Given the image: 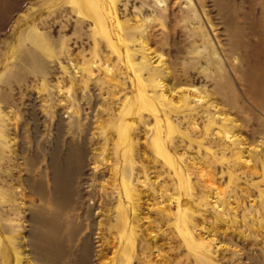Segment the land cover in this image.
I'll list each match as a JSON object with an SVG mask.
<instances>
[{"label": "rangeland", "instance_id": "1", "mask_svg": "<svg viewBox=\"0 0 264 264\" xmlns=\"http://www.w3.org/2000/svg\"><path fill=\"white\" fill-rule=\"evenodd\" d=\"M92 2L95 8L85 3L82 17L72 0H0V264H28L32 258L26 243L29 219L42 202L30 182L49 173L56 150L60 163L71 151L75 162L80 156L71 180L72 206L65 214L85 216L88 224L99 222L103 229L114 224L120 179L129 178L130 206L139 205L134 209L141 219L135 223L136 247L149 248L136 252L143 261L264 264V165L253 167L264 161V138L249 147L239 144L241 122L251 123L252 117L242 95L244 76L257 65L264 69V0ZM96 11L103 14L110 39L95 28ZM139 89L158 108L164 140L169 117L173 133L165 140L167 153L189 166L190 232L202 252L186 247L176 232L173 174L166 165L160 170L163 160L150 155L155 121L137 100ZM196 96L203 101L195 103ZM225 97L235 110L222 102ZM133 103L128 170L116 128ZM185 104L197 107L193 115L180 114ZM202 107L211 115L201 114ZM196 112L204 118L196 119ZM211 116L219 122L208 133ZM221 118L237 128L231 131L224 123V136ZM231 149L241 158L230 157ZM227 162L237 169L226 170ZM142 165L145 174L138 172ZM247 171L254 177L245 178ZM206 175L213 182L206 183ZM157 188L165 190L161 199ZM203 195L208 205L199 207ZM213 212L226 223H216ZM97 233L88 234L94 264L98 251L109 260L116 250L100 248Z\"/></svg>", "mask_w": 264, "mask_h": 264}, {"label": "bare ground", "instance_id": "2", "mask_svg": "<svg viewBox=\"0 0 264 264\" xmlns=\"http://www.w3.org/2000/svg\"><path fill=\"white\" fill-rule=\"evenodd\" d=\"M72 1L77 9L78 14L81 15L82 17L86 16L85 12L82 11L84 10L83 5L85 3H87L90 6V8L93 7L95 8V5L93 4L92 0H72ZM92 19H93V24L95 28H97L98 32H101L103 37L110 39L107 28L105 26L103 14L99 11H96L95 14L92 15ZM262 67H263L262 65H257L250 70L251 71L250 74L244 76V83L246 85V90L242 95L245 103L248 106L247 112H249L250 115L252 116L251 123L252 122L253 123L251 124L248 123L250 121L246 122L247 120L246 121L242 120L241 133L244 134L243 135L244 140L242 139L239 142V144H244V142H246L248 147L249 145L255 143V139H257L258 137L261 136L264 138V69H260ZM145 93L146 92L143 89H139L138 90L139 99L137 100H140L141 102L140 105H142L143 108L145 107L147 111L148 110L150 111V113L154 117L153 120L155 121V127H154L155 133L150 143L153 149L150 155L154 157H159L163 160L164 164L162 163H161L162 165L160 164V170L163 168L162 167L163 165H166L169 168L167 170L171 171V173L173 174V179L171 180L175 184V187L171 190L176 191L177 197L176 199L174 198L175 200L173 198H170L169 201L171 202V200H174L176 202V209H177V213L175 217L176 232L178 233L180 239L182 240V242L185 244L186 247H188L189 249L191 248L192 250L194 249L202 252V247L197 245L196 240L194 239V237L190 232V225L193 219L191 220V215H189L187 211V209H189L190 207V202L187 199V197L192 187L189 184L190 183L189 166L185 164L183 165L181 161L175 160L167 153V146L165 144V140L166 139L170 140V137L173 133L171 128L169 127L170 126L168 119L169 117L165 116L167 133H166V139L164 140L163 137L161 136L163 120L161 121L162 118L161 116L159 117L158 115L159 111L157 110L158 108L155 106L156 104L154 103L155 104L154 105L153 102L148 98V96H146ZM216 93L220 94V91L218 90L216 91ZM221 96L223 95L221 94ZM195 99H197L195 103H201L203 101V97L200 96H196ZM222 102L226 106H228V108H231L229 105V101L227 100L226 97L222 99ZM133 106L134 103L130 104L129 107L126 108L124 115L120 118V122H118L119 124H118V128H116L117 130L115 129L118 140L124 144V151L122 152L121 156L124 160V164L127 167V169L128 167L129 169L131 168V164L133 161L132 160L133 158L131 159V155H130V150H131L130 129L132 127L133 122L136 121L134 120V118H131V115L135 111V108ZM200 106L201 105H199V107ZM233 106L234 104L232 105L231 109L235 110L236 107L234 108ZM181 108L183 109L179 110L180 114L186 112H187L186 114H188V112L192 114L196 111L195 109L197 107L189 108L185 104ZM169 110L171 111V108H169ZM182 110H184L185 112ZM236 112H237L236 114H240L239 110L238 111L236 110ZM135 113L137 112L135 111ZM202 113L210 116L211 115L210 108L209 109L205 108L204 112H201V114ZM184 115L182 114V116ZM195 117L196 119L198 118L199 120H202L204 118V116L198 115L197 112L195 114ZM220 121H222L220 122L221 124L220 131L224 136L227 135V132L225 131L224 123L229 124L231 126L230 128L231 131L237 128L236 125H233L227 119L221 118ZM208 122L209 124L207 123V125L209 126L205 127L206 128L205 130H207V132L208 130H210L212 125L219 122V120L211 116V118L209 117ZM227 137L231 139L232 135L231 136L228 135ZM261 145H263V143ZM232 150L233 149L229 151L228 153L229 156L230 157L235 156L236 159H240L241 157L239 153L238 152L234 153L232 152ZM57 152L58 151L56 150L55 152L53 151L52 154L50 153L51 159L49 161V167H48L49 173L45 172L44 174H41L35 181L30 182V187L33 195L36 196L42 203L41 206H39L37 209L35 210L33 209L29 219V235L26 243L27 246L30 248L32 258L31 260L27 261L28 264H94L93 262L95 260L94 259L95 252L93 251V243L88 239V234L90 230L98 231L97 234L100 236L98 238L100 243L99 244L100 248L105 250L116 247V250L113 253V257L109 260H106L105 255L102 253L101 250L98 251L97 252L98 254L96 253L97 254L96 259L99 260L97 264H151L150 262H145L142 259L138 258L136 254L137 250L141 251L144 249L146 252H148L149 248L147 247L142 248V246H140L141 248L138 249L136 247L137 225H135V223L138 224L139 223L138 221H140L141 219L138 218V215L136 214L137 210L134 209V208H139V205L134 204L135 203L134 202L132 206H130L133 198V193L130 189L129 183L126 181L129 178L127 177L126 179L125 177L126 175L124 176L122 175L120 179L121 190L119 191L120 194H118L119 198H118V207H117V219L114 220L113 222L114 224L109 225L106 228L104 227V229L100 227L99 222H97L96 224L94 223L88 224L85 216L77 217L75 214H70V215L65 214L66 212L70 211L72 206L74 195L71 192V186H72L71 180L78 171V167L80 166V162H81L80 156L76 157V159L78 160L75 162L73 160L75 157L74 152L71 151L66 155L63 163H60L58 160ZM254 152L256 153L257 151H253V153ZM258 156L262 157V155L260 154ZM154 163L157 162L155 161L152 163L153 170L157 167V165ZM263 165H264V161H259V162L256 161L254 162L253 167L257 169H262ZM150 166L152 167V165ZM224 166L226 170L234 171L237 169L238 164H236L235 162L234 163L227 162V164ZM143 168L144 167L142 165V168L140 167L138 169V172L140 171V173L145 174L146 172L143 171ZM128 175L129 174H127V176ZM254 175H255L254 172L248 173L247 171L244 173L245 178H251L254 177ZM48 176H50L49 179ZM202 177L204 176L202 175ZM205 178H206V183L213 182V179L208 178L207 175L205 176ZM198 183L200 184V182ZM152 189L153 188H151V191H153ZM166 190H168V188ZM155 191L159 193V198L161 199L163 197L162 194L164 193L165 190H161L157 188V190ZM215 195L217 196V194ZM200 199L199 201L201 202V204L199 205V207H206L208 205L207 198H205L204 196V198H200ZM217 203L218 201L214 202V206L212 208L218 207L215 206V204L217 205ZM198 210L199 212L201 211L200 213L208 212L206 210H201V209ZM213 213L214 214L212 213L211 214L212 217L214 215V219H216L214 221L216 223L218 224L220 222L226 223L221 218V216L215 218V212ZM158 217L160 219V222L161 221L163 222L165 217L163 218L162 215H159ZM103 234H105V237L103 236ZM17 260L19 261V258H17Z\"/></svg>", "mask_w": 264, "mask_h": 264}]
</instances>
